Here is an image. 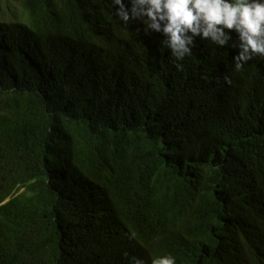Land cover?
I'll use <instances>...</instances> for the list:
<instances>
[{
    "label": "trees",
    "instance_id": "obj_1",
    "mask_svg": "<svg viewBox=\"0 0 264 264\" xmlns=\"http://www.w3.org/2000/svg\"><path fill=\"white\" fill-rule=\"evenodd\" d=\"M13 1L0 264H264V57L197 37L178 71L111 0Z\"/></svg>",
    "mask_w": 264,
    "mask_h": 264
},
{
    "label": "clouds",
    "instance_id": "obj_2",
    "mask_svg": "<svg viewBox=\"0 0 264 264\" xmlns=\"http://www.w3.org/2000/svg\"><path fill=\"white\" fill-rule=\"evenodd\" d=\"M116 17L124 24L140 21L145 34L163 36L174 65L183 71V61L191 56L196 38L237 49L235 71L254 56L264 57V0H111ZM130 5V6H129ZM118 6V7H116ZM231 83L228 77H224ZM133 264H144L136 258ZM151 264H177L176 257L165 254L152 258Z\"/></svg>",
    "mask_w": 264,
    "mask_h": 264
},
{
    "label": "rangeland",
    "instance_id": "obj_3",
    "mask_svg": "<svg viewBox=\"0 0 264 264\" xmlns=\"http://www.w3.org/2000/svg\"><path fill=\"white\" fill-rule=\"evenodd\" d=\"M19 18H27L20 3L13 0H0V20H17Z\"/></svg>",
    "mask_w": 264,
    "mask_h": 264
}]
</instances>
